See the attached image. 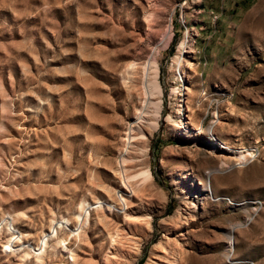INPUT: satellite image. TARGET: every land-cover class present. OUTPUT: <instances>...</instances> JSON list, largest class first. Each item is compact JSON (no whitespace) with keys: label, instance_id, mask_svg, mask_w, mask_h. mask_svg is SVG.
<instances>
[{"label":"rangeland","instance_id":"1","mask_svg":"<svg viewBox=\"0 0 264 264\" xmlns=\"http://www.w3.org/2000/svg\"><path fill=\"white\" fill-rule=\"evenodd\" d=\"M170 262L264 264V0H0V264Z\"/></svg>","mask_w":264,"mask_h":264},{"label":"bare ground","instance_id":"2","mask_svg":"<svg viewBox=\"0 0 264 264\" xmlns=\"http://www.w3.org/2000/svg\"><path fill=\"white\" fill-rule=\"evenodd\" d=\"M167 36V35H166ZM162 37V36H161ZM164 37L162 38V41ZM161 40V39H160ZM169 40V39H168ZM161 43V41H160ZM186 43V42H185ZM165 48V47H164ZM180 51L181 49H186V47H184V43L181 45V47L179 48ZM184 52V51H183ZM180 56V55H178ZM176 66H175V71L177 72V74L181 77V69H182V61L179 60V58H176ZM137 69L135 67H131L130 69H128V73H130L129 71H131L132 73H134V71H136ZM135 74V73H134ZM152 75V76H151ZM142 76H143V79H142V98H141V104L138 108V111L137 113L135 114V117H134V123H138V128L137 129H128L129 131H127L125 134H124V137H123V140H124V143L126 146H129L135 138V135H134V132L137 131L140 135V137L142 136L143 138L145 137V134L143 132V128L140 127V125L142 124V121L144 120V114H145V111L147 109V106L150 104V101H149V94H148V86L152 87L156 92V93H161V85H160V81H159V66H158V62L157 60L154 58L152 59L151 61H148L147 65H145L143 68H142ZM151 76V79L148 80V77ZM150 78V77H149ZM148 80V81H147ZM146 82H147V85H146ZM175 93V92H174ZM161 96V95H160ZM161 104V102H158ZM153 104L155 105L156 107V115H154V122L153 123H150L149 124V127L151 128V131H154L157 127V124L158 123V118H159V110H160V104ZM152 105V106H153ZM154 108V107H153ZM155 109V108H154ZM167 121H171V118H168L166 119ZM182 129V130H185L186 132V126H179L178 129ZM149 129V128H148ZM195 132L201 130V128H194ZM188 133V132H187ZM150 134V133H149ZM192 136V135H191ZM141 137V138H142ZM138 138V137H137ZM205 148V151L211 155H216V153L220 152V149L223 150L225 149V152L222 151L223 153L220 155L221 157H227V158H230V159H234V158H239L240 161H244V160H247L248 158H250L253 154L252 152H246L244 150H241V151H235V150H232L231 148L227 147L226 145H224L223 143L219 142L214 134L211 132V138L208 139V141H206V143L204 144L203 146ZM124 152V151H123ZM126 149H125V152L124 154L122 155V163H126L127 162V155H126ZM219 154V153H218ZM220 168H222V166H227L228 164H231V163H227L226 161H224L222 158H220ZM220 168H216L217 171H220ZM212 174L209 175V177L211 176ZM137 180H142L141 184H145L147 182H150L151 181V173L148 170L146 171H143L141 172L140 174L136 175V176H133L131 178H125L123 180V188H128L131 190V186H130V183L131 182H135ZM131 192V191H129ZM133 193V192H132ZM122 199V202H124L125 200L123 198ZM63 223V222H61ZM61 223H58L54 228H52L50 230V233L46 234L44 237H43V240L44 242H41V244L43 243V247L45 246V241L52 237L53 234L56 233V229L61 227L62 224ZM83 224H86V221H84ZM85 226V225H84ZM57 227V228H56ZM232 240L230 241V243L232 244ZM230 244V245H231ZM6 250H11L10 249V246L7 245V249ZM5 250V251H6ZM13 250V249H12ZM39 250V249H38ZM36 251V250H35ZM160 264V263H159ZM170 264H172L170 262Z\"/></svg>","mask_w":264,"mask_h":264},{"label":"built area","instance_id":"3","mask_svg":"<svg viewBox=\"0 0 264 264\" xmlns=\"http://www.w3.org/2000/svg\"><path fill=\"white\" fill-rule=\"evenodd\" d=\"M8 233L10 234L11 241L12 240L16 241L20 237V232L15 227H13L11 225H9V227H8Z\"/></svg>","mask_w":264,"mask_h":264}]
</instances>
